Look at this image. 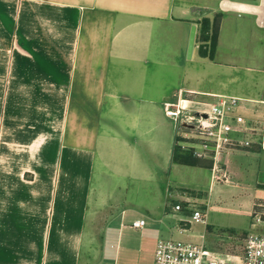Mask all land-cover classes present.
<instances>
[{"label": "crops", "instance_id": "obj_1", "mask_svg": "<svg viewBox=\"0 0 264 264\" xmlns=\"http://www.w3.org/2000/svg\"><path fill=\"white\" fill-rule=\"evenodd\" d=\"M216 16L209 59L199 22ZM263 94L264 0H0V264H86L101 217L118 244L143 220L133 230L152 243L153 264L159 240L189 231L184 201L209 203L215 185L216 202L237 195L247 227L205 212L204 230L243 231L230 235L238 249L246 235H264V181L248 184L231 152L221 171L196 158L175 163L164 111L234 97L249 125L264 121ZM242 138L252 145L237 154L264 152L260 136Z\"/></svg>", "mask_w": 264, "mask_h": 264}, {"label": "built area", "instance_id": "obj_2", "mask_svg": "<svg viewBox=\"0 0 264 264\" xmlns=\"http://www.w3.org/2000/svg\"><path fill=\"white\" fill-rule=\"evenodd\" d=\"M209 41L202 42L207 46ZM264 105V101L259 102ZM240 100L234 97L217 96L214 103H196L184 107L180 103L165 104V115L174 125V149L189 153L193 158L210 161L212 168L219 170L223 157L238 149H250L252 143L242 137L260 136L259 148L264 150V121H249L239 114ZM221 169V168H220ZM188 206L190 205L187 202ZM176 212L180 205L174 207ZM264 214V213H263ZM261 213H253V225L261 223ZM206 223V213L192 210L188 224ZM143 220L134 221L133 229H141ZM186 231V230H183ZM238 264H264V235H246L238 249ZM153 264H225L202 245L159 240L155 247Z\"/></svg>", "mask_w": 264, "mask_h": 264}, {"label": "rangeland", "instance_id": "obj_3", "mask_svg": "<svg viewBox=\"0 0 264 264\" xmlns=\"http://www.w3.org/2000/svg\"><path fill=\"white\" fill-rule=\"evenodd\" d=\"M230 1L242 2L244 0ZM242 76L243 75H241V77ZM253 76L256 77L255 74H253ZM242 80H244V76ZM241 85L242 82L240 83L239 87L238 85H234L233 90L239 89ZM261 97L264 98V94ZM189 105L190 104H186V107H189ZM193 107H195V105H193ZM239 151L242 152L245 150L238 149L233 151V153L231 152L230 154L233 155L232 159H238V163H243L245 166L243 168L246 170V176L248 178V182H250L248 184H252L255 179L257 181H264V152L259 151L258 155L253 158L246 157V155H242L241 153L237 154L236 152ZM234 152L236 153L235 155ZM218 168L221 171L220 165ZM255 172H258L257 175H254ZM216 180L220 181L219 178H216ZM218 188V185L214 186V193L207 204L206 201L201 203L194 201H184L190 204L189 206H185L184 212H188L189 210H198L201 213L207 212L210 221H215L216 223L219 221L235 220L236 217H240V211H238L240 207V199L237 198V195H234V198H222L219 202H216V199L219 198L217 195L218 193L216 192ZM205 197L206 195H204L202 199H205ZM206 205H208L207 209L205 208ZM213 206L219 207L220 209H209V207ZM261 207L262 208L260 209L264 210V204H262ZM188 213L190 217V212ZM130 216V220L133 218H138V213L136 214L133 212ZM104 218L105 217H101V220L95 226L96 229L93 233V242L91 247L88 249L89 256L86 264H113L114 262L122 263L124 259L128 258L131 259L130 261L135 260V264H152V255L150 251L152 243L149 240H142L140 242V231L133 229L124 230L121 237V242L119 243L122 248L123 246L127 247L125 249L129 252L127 257H124L125 253L123 252V249L120 252L119 249L116 248L118 244L117 231H110L106 233L101 230L102 225L104 224ZM238 224L242 228L247 227V218L244 216L238 218ZM185 228L189 229V231L186 230L185 233L179 234L178 230H173V235L171 237L168 235L162 239H171L174 241L202 245L207 251L213 253L218 259L224 261L225 264H238L237 257L239 256V251L237 248V242L233 241L232 238L237 240L236 235L242 233L243 231L231 233L229 230L215 225H209L208 228H205L206 230H204V227L200 224H191L190 226H185ZM230 235H233L232 238H230Z\"/></svg>", "mask_w": 264, "mask_h": 264}, {"label": "trees", "instance_id": "obj_4", "mask_svg": "<svg viewBox=\"0 0 264 264\" xmlns=\"http://www.w3.org/2000/svg\"><path fill=\"white\" fill-rule=\"evenodd\" d=\"M200 24V33L199 38L201 40H207L206 33H209L210 31V45L208 49H203V47H199L200 55L202 57H208L209 59L213 58L214 50H215V43H216V37L218 33V27H219V16H216L213 19L212 24L210 25V21L207 18L201 19L199 22ZM173 161L175 163L183 164V165H195V159L191 157L189 153L181 152L178 149H174L173 152Z\"/></svg>", "mask_w": 264, "mask_h": 264}, {"label": "water", "instance_id": "obj_5", "mask_svg": "<svg viewBox=\"0 0 264 264\" xmlns=\"http://www.w3.org/2000/svg\"><path fill=\"white\" fill-rule=\"evenodd\" d=\"M195 37H196V26L192 25L190 29L189 39H188V46H187V59H190L192 50L195 44Z\"/></svg>", "mask_w": 264, "mask_h": 264}, {"label": "bare ground", "instance_id": "obj_6", "mask_svg": "<svg viewBox=\"0 0 264 264\" xmlns=\"http://www.w3.org/2000/svg\"><path fill=\"white\" fill-rule=\"evenodd\" d=\"M240 9H243V8H245V9H248V7H246V6H244V5H239L238 6ZM182 105V104H181Z\"/></svg>", "mask_w": 264, "mask_h": 264}]
</instances>
